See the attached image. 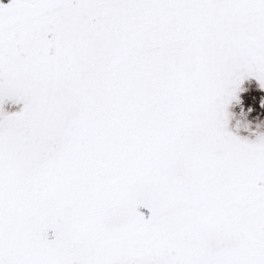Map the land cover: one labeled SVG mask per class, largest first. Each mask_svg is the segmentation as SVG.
I'll list each match as a JSON object with an SVG mask.
<instances>
[{
    "label": "snow or ice",
    "instance_id": "obj_1",
    "mask_svg": "<svg viewBox=\"0 0 264 264\" xmlns=\"http://www.w3.org/2000/svg\"><path fill=\"white\" fill-rule=\"evenodd\" d=\"M249 78L264 0H0V264H264Z\"/></svg>",
    "mask_w": 264,
    "mask_h": 264
},
{
    "label": "rangeland",
    "instance_id": "obj_2",
    "mask_svg": "<svg viewBox=\"0 0 264 264\" xmlns=\"http://www.w3.org/2000/svg\"><path fill=\"white\" fill-rule=\"evenodd\" d=\"M7 4L10 0H2ZM239 102L233 101L229 107V131L242 139L255 140L257 135H264V88L255 78L245 80L241 85ZM22 105L10 108L17 111ZM147 215V210L141 209Z\"/></svg>",
    "mask_w": 264,
    "mask_h": 264
}]
</instances>
